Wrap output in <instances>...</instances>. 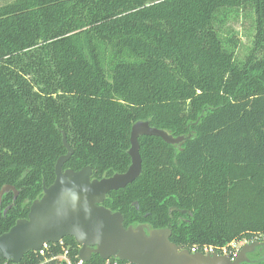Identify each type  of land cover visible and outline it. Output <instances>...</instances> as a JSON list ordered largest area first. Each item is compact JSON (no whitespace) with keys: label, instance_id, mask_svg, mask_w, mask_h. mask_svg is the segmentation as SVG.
<instances>
[{"label":"trees","instance_id":"16d2710c","mask_svg":"<svg viewBox=\"0 0 264 264\" xmlns=\"http://www.w3.org/2000/svg\"><path fill=\"white\" fill-rule=\"evenodd\" d=\"M252 12L242 57L221 37ZM147 120L179 143L139 136L141 171L101 204L123 225L169 228L183 248L250 242L264 233V0H4L0 4V233L27 216L63 169L123 172L132 124ZM184 210V211H182ZM67 256L79 246L63 239ZM25 253L16 264H66ZM119 264H125L124 260ZM93 253L83 264H104ZM0 264H13L0 258ZM256 264H264V259Z\"/></svg>","mask_w":264,"mask_h":264},{"label":"water","instance_id":"95a60500","mask_svg":"<svg viewBox=\"0 0 264 264\" xmlns=\"http://www.w3.org/2000/svg\"><path fill=\"white\" fill-rule=\"evenodd\" d=\"M61 134L66 152L56 159L54 180L48 186L43 184L42 195L31 202L27 217L16 219L7 231L0 233V258L16 264L44 242H59L66 236L74 238L79 246L77 256L84 262L95 253L104 260L115 257L135 264H240L249 263L247 255L263 245L259 241L244 242L233 256L191 252L169 240V228L150 229L145 224L125 227L119 211L101 204L110 190L125 187L140 174L139 136L154 135L174 144L184 140L183 135L172 136L147 120L134 122L127 151L129 166L123 172L97 179L91 178L90 166L63 169L73 149L65 132ZM8 189L16 196L11 185L2 186L0 194Z\"/></svg>","mask_w":264,"mask_h":264},{"label":"rangeland","instance_id":"374dc122","mask_svg":"<svg viewBox=\"0 0 264 264\" xmlns=\"http://www.w3.org/2000/svg\"><path fill=\"white\" fill-rule=\"evenodd\" d=\"M4 2V0H0V4ZM254 34L253 27V16L252 12L248 9L239 12V15H231L228 20L222 24L221 27V37L225 39H229L233 36L237 40V46L235 47L236 56L242 57L248 51L251 46L252 39ZM246 242V241H244ZM243 240L240 241H232L227 245L223 246H213V245H192L191 247H200V248H212L215 252L222 253L223 250L228 251H236L240 247ZM69 259V257H67ZM70 260V259H69Z\"/></svg>","mask_w":264,"mask_h":264},{"label":"built area","instance_id":"2783aa9c","mask_svg":"<svg viewBox=\"0 0 264 264\" xmlns=\"http://www.w3.org/2000/svg\"><path fill=\"white\" fill-rule=\"evenodd\" d=\"M50 243H59L61 246H62V253H58L56 255H52L53 258H59V259H62L66 262V264H73L67 257V248L63 245V240L61 239L59 242H44L42 244V246L38 249V250H34V252L38 253L39 255H45L47 252L50 251ZM239 249V248H238ZM238 249H236V251L233 252L232 251H229V255L233 256L237 253ZM191 252H197V251H200V252H203V253H212V252H215L214 249L212 248H200V247H191L190 249ZM218 253V252H216ZM226 250H223L222 253L220 254H226ZM104 264H119L118 260H110V258L108 259H105L104 260ZM84 261H82L81 259L78 258L76 264H83ZM125 264H135V263H132V262H129V261H125Z\"/></svg>","mask_w":264,"mask_h":264},{"label":"flooded vegetation","instance_id":"af4514ba","mask_svg":"<svg viewBox=\"0 0 264 264\" xmlns=\"http://www.w3.org/2000/svg\"><path fill=\"white\" fill-rule=\"evenodd\" d=\"M4 185H7V184H4ZM3 185V186H4ZM43 187V186H42ZM1 189V188H0ZM16 190V189H15ZM13 190L12 189H8V190H4L1 194H0V214L2 213L3 215L6 213V211L13 205L12 202H8L5 204L4 207H1V199L3 197V195H5V198H8V195L10 192H12ZM17 191V190H16ZM15 192L13 191V198L12 200L17 196L18 194V191H17V194L16 196L14 195ZM15 196V197H14ZM29 211V210H28ZM28 214V213H27ZM27 217V216H26ZM25 218V217H24ZM252 241H259V242H263V245L261 246H257L255 247V250L251 253H249L247 255V257L249 258L250 262L249 263H246V262H242L240 264H256L259 260L261 259H264V233L259 235V236H256L255 239H253ZM241 246V245H240ZM240 248V247H239ZM239 250V249H238ZM226 254H229V251L226 253Z\"/></svg>","mask_w":264,"mask_h":264}]
</instances>
